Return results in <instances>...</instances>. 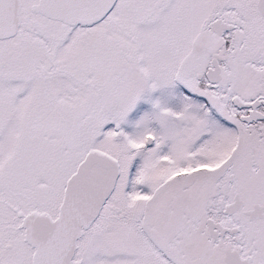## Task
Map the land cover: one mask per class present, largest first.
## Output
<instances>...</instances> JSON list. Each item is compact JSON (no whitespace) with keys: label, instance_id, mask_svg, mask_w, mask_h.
<instances>
[{"label":"snow or ice","instance_id":"snow-or-ice-1","mask_svg":"<svg viewBox=\"0 0 264 264\" xmlns=\"http://www.w3.org/2000/svg\"><path fill=\"white\" fill-rule=\"evenodd\" d=\"M0 264H264V0H0Z\"/></svg>","mask_w":264,"mask_h":264}]
</instances>
